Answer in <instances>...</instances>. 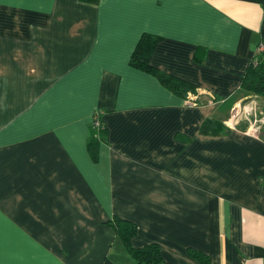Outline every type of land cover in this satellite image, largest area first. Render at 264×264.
<instances>
[{"label": "crops", "instance_id": "obj_1", "mask_svg": "<svg viewBox=\"0 0 264 264\" xmlns=\"http://www.w3.org/2000/svg\"><path fill=\"white\" fill-rule=\"evenodd\" d=\"M142 33L195 104L129 65ZM260 40L264 0H0V264H135L113 216L162 264H264V99L239 88Z\"/></svg>", "mask_w": 264, "mask_h": 264}, {"label": "trees", "instance_id": "obj_2", "mask_svg": "<svg viewBox=\"0 0 264 264\" xmlns=\"http://www.w3.org/2000/svg\"><path fill=\"white\" fill-rule=\"evenodd\" d=\"M82 2L95 4L98 0H80ZM158 36L150 33H142L129 56V65L135 69L144 71L155 77L159 83L167 89L170 93L185 100L188 94H196V87L192 83L174 77L165 73L149 63V57L153 50ZM197 48L193 56V61L201 63L203 60V51L200 53ZM239 88L251 95H257L264 99V56L253 55L246 65L243 74L240 78ZM207 100V98H204ZM209 101L217 100V97L209 99ZM93 122H96L94 124ZM199 132L201 134L219 135L225 132L224 126L220 121L212 118H206L200 125ZM105 135L104 125L101 123L98 113L92 115L91 123L89 125V134L86 140V147L89 156L94 160L97 155V149L100 142L103 141ZM107 224L113 229L116 236L119 238L123 248L129 256L135 260V264H162L159 248L155 243H149L141 247H133L130 244L131 237L136 232L135 224L131 221L119 219L113 216ZM189 254L202 263H206V259L199 253L190 251Z\"/></svg>", "mask_w": 264, "mask_h": 264}, {"label": "built area", "instance_id": "obj_3", "mask_svg": "<svg viewBox=\"0 0 264 264\" xmlns=\"http://www.w3.org/2000/svg\"><path fill=\"white\" fill-rule=\"evenodd\" d=\"M253 55L264 56V41L260 40L256 44L253 51ZM195 100H196L195 94H188L187 98L185 99V103L187 105H193L195 104ZM245 105H247L246 101H243V103L241 102L232 106L231 109L229 110L226 120L224 121V125H226L228 128H233L241 119L242 114L245 112V108H243V106ZM93 123L96 124V122ZM262 123H263L262 117H257V118L253 117L245 129L246 133L251 135L252 137H258L261 131Z\"/></svg>", "mask_w": 264, "mask_h": 264}]
</instances>
